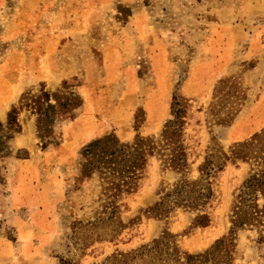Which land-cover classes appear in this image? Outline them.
<instances>
[{
    "label": "rangeland",
    "instance_id": "obj_1",
    "mask_svg": "<svg viewBox=\"0 0 264 264\" xmlns=\"http://www.w3.org/2000/svg\"><path fill=\"white\" fill-rule=\"evenodd\" d=\"M41 89L58 94L45 137L20 101ZM176 98L186 100L184 168L155 151L114 204L96 174L76 182L89 143L160 138ZM14 106L18 125L0 135V264L110 263L155 239L198 253L225 237L220 264H264V216L233 228L235 199L264 168V0H0L5 125ZM207 156L222 165L192 208L172 190L198 182Z\"/></svg>",
    "mask_w": 264,
    "mask_h": 264
},
{
    "label": "trees",
    "instance_id": "obj_2",
    "mask_svg": "<svg viewBox=\"0 0 264 264\" xmlns=\"http://www.w3.org/2000/svg\"><path fill=\"white\" fill-rule=\"evenodd\" d=\"M52 95L45 89H41L39 93L25 92L22 94L20 101L21 105L32 106L37 113V129L40 136L45 137L50 123L55 120L54 114L57 112V105L51 100ZM71 97L75 98L76 94L71 93ZM57 100V99H56ZM68 98L64 103L71 102ZM186 100H176L173 105L177 104L174 109L175 119H169L160 138L138 136L131 142H120L115 136H106L95 139L89 143L84 149L85 159L81 164V174L76 177V182L93 178L95 174L102 184V191L107 194L108 198L112 197V204L115 203L118 196L123 191H130L137 185V180L142 173L145 164L148 162V157L154 154L155 151H162L161 155L165 158L167 166L176 169L184 168L188 164L187 150L180 140L183 116L186 113ZM65 104V105H66ZM7 124L5 125L0 120V135L8 137L5 134L6 127L12 128L11 125L17 126V106H14L10 111ZM257 142V141H256ZM255 142V143H256ZM245 144V143H242ZM5 145V141L0 139V149ZM241 145V143L239 144ZM244 146H249L248 143ZM168 150L164 153L163 151ZM259 153L264 155V147L258 148ZM231 154L234 157L242 158L239 150L235 147L231 149ZM226 158L229 157L225 154ZM261 160V156H256ZM222 163L215 164L208 156L200 165L202 173L201 178L197 181L183 180L178 182L172 193L183 195L182 201L189 207H203L206 199L212 195L210 186H206L212 171L217 167H221ZM264 195V168L257 170L253 168L249 178L246 180L241 192L238 194L234 202V226L244 223L257 224L262 221L264 216V205L258 202V192ZM167 196V195H166ZM160 201L155 204L160 205ZM209 214L204 211L199 214V222L207 224ZM232 230V229H231ZM233 242L230 237L221 238L217 241L216 246L211 250L203 252L191 253L181 250L178 246H169L168 240L155 239L150 243L143 245L140 248L132 249L128 252H121L112 258L110 263L103 262L101 264H220L216 260L219 256V251L222 246L229 247ZM223 261H228L231 258V253L228 249L225 256H222ZM214 260L211 262L210 260ZM216 260V261H215Z\"/></svg>",
    "mask_w": 264,
    "mask_h": 264
}]
</instances>
